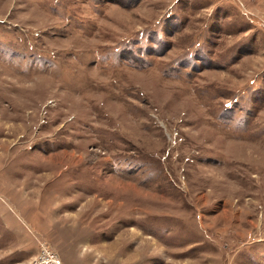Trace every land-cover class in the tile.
<instances>
[{
    "label": "rangeland",
    "instance_id": "1",
    "mask_svg": "<svg viewBox=\"0 0 264 264\" xmlns=\"http://www.w3.org/2000/svg\"><path fill=\"white\" fill-rule=\"evenodd\" d=\"M264 264V0H0V264Z\"/></svg>",
    "mask_w": 264,
    "mask_h": 264
},
{
    "label": "built area",
    "instance_id": "2",
    "mask_svg": "<svg viewBox=\"0 0 264 264\" xmlns=\"http://www.w3.org/2000/svg\"><path fill=\"white\" fill-rule=\"evenodd\" d=\"M30 264H63L61 255L46 241H41L40 250Z\"/></svg>",
    "mask_w": 264,
    "mask_h": 264
}]
</instances>
